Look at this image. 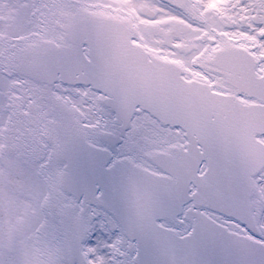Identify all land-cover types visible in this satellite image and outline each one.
<instances>
[{
	"label": "snow or ice",
	"instance_id": "1",
	"mask_svg": "<svg viewBox=\"0 0 264 264\" xmlns=\"http://www.w3.org/2000/svg\"><path fill=\"white\" fill-rule=\"evenodd\" d=\"M0 264H264V0H0Z\"/></svg>",
	"mask_w": 264,
	"mask_h": 264
}]
</instances>
